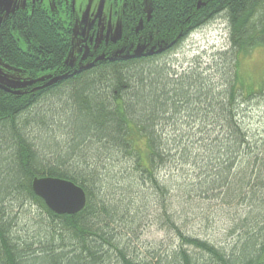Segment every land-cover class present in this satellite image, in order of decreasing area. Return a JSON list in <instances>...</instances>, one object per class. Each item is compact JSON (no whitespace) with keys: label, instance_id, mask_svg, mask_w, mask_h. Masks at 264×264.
Returning <instances> with one entry per match:
<instances>
[{"label":"trees","instance_id":"trees-1","mask_svg":"<svg viewBox=\"0 0 264 264\" xmlns=\"http://www.w3.org/2000/svg\"><path fill=\"white\" fill-rule=\"evenodd\" d=\"M221 14L229 36L213 57L217 63L172 69L173 50ZM135 24L129 20L121 39L102 45L108 58L74 69L61 65L71 26L40 2L1 21L0 58L27 70L33 84L0 88V264H264V81L255 87L238 69L241 54L264 45V0H151L137 33ZM139 44L157 48L138 55ZM56 68L67 75L35 88L38 72ZM185 166L192 172H180L193 181V195L250 207L235 224L246 230L216 246L185 234L171 210L162 215L179 240L176 248L163 258L132 256L127 224L140 219L131 215L138 205L130 195L164 196L165 176L178 177ZM47 176L81 187L84 207L52 212L31 187L34 177ZM28 202L62 227L45 240L22 238L12 206Z\"/></svg>","mask_w":264,"mask_h":264},{"label":"rangeland","instance_id":"rangeland-1","mask_svg":"<svg viewBox=\"0 0 264 264\" xmlns=\"http://www.w3.org/2000/svg\"><path fill=\"white\" fill-rule=\"evenodd\" d=\"M34 2H40L51 14L71 26V46L61 65L74 66L83 63L82 57L89 51L86 43L90 38L94 41V48L101 40L118 37L120 15L125 3L132 5L133 0H0V23L9 12ZM139 2L148 18L151 0ZM140 26L139 21L137 28ZM228 36L229 30L224 16L222 14L215 16L190 34L178 49L173 50L170 59L172 69L177 70V73L183 72L196 62H199L201 67H212L213 63H217V57L215 61L213 57L227 48ZM19 44L25 47L22 39L19 40ZM238 69L245 81L258 87L264 81V45L241 54ZM56 70L57 68L38 72V78L42 80L35 88L40 89L38 87L56 76L58 73ZM0 84L12 90H20L31 86L33 82L27 70L9 65L0 58ZM59 134L56 130L54 135ZM179 166L177 164V168ZM181 170L192 172V168L185 166L176 171L178 177L165 176L167 191L164 196L152 195L151 190L133 194V197L130 195L138 205L132 209L131 215L140 219L137 224L131 223V219L127 224L131 232L125 242L133 247L134 251L130 252L132 256L143 258L149 253L158 255L159 252L163 258L168 250L176 248L179 240L176 233L170 230L169 224L163 222L162 215L166 216L171 210L179 215L180 220L177 224L185 234L202 238L216 246L233 241L246 230L240 226L238 228L235 224L237 219L243 217L249 210L248 205H243L242 202L238 204L236 201L228 208L222 205L218 196L206 198L207 196L193 195L191 193L193 190L189 186L193 181L186 180ZM168 171L167 168H162L160 172L165 174ZM163 204L166 205L167 211L163 209ZM11 217L14 220L15 231L22 238L32 242L38 238L45 240L55 227H62L60 220L50 218L34 202L19 206L15 204L12 206ZM117 227L120 229V223H117ZM33 248L37 247L33 245Z\"/></svg>","mask_w":264,"mask_h":264},{"label":"water","instance_id":"water-1","mask_svg":"<svg viewBox=\"0 0 264 264\" xmlns=\"http://www.w3.org/2000/svg\"><path fill=\"white\" fill-rule=\"evenodd\" d=\"M145 47H137L136 50H143ZM154 48L147 53L154 52ZM163 48H159L161 51ZM140 55V53H138ZM102 56L97 57L100 59ZM93 62L85 65L91 67ZM67 74L52 77L45 84L38 88L46 87L61 80ZM0 88L5 91H13L11 88L0 84ZM35 195L40 197L44 204L55 214H75L79 212L86 203V196L81 187L70 180L57 177H34L31 183Z\"/></svg>","mask_w":264,"mask_h":264},{"label":"flooded vegetation","instance_id":"flooded-vegetation-1","mask_svg":"<svg viewBox=\"0 0 264 264\" xmlns=\"http://www.w3.org/2000/svg\"><path fill=\"white\" fill-rule=\"evenodd\" d=\"M139 7V9H138ZM143 13V14H142ZM140 17H137L136 16H139ZM121 16V20H120V23H119V35L117 38L115 39H107V40H101L99 42H97V45L93 48V45H94V41L92 38L89 39V41L86 43L87 46L89 47V51L86 52V54L82 57V62L83 63H79V64H76L72 67L75 68H79L83 65H87L91 62H93L92 64H94L95 61H98V60H102V59H105V58H108V56L110 55H107V53H109V51L106 53L104 51V49H100L102 47V45H106L107 43H113V42H116L118 41L119 39L122 38L123 36V31H124V25L125 23L127 24L129 22V20H132L133 21H136V24H135V27L132 29L133 33H137L140 29H142L143 27V22H144V19H149V16L148 18L145 16L144 12H143V9H142V6L139 2V0H133L132 2V5H129L127 2L125 3V6L123 8V12H122V15ZM141 18V19H140ZM140 21L141 23V26L139 28L138 27V22ZM128 27V25H127ZM94 38V37H93ZM83 42H84V38H83ZM161 46V45H159ZM136 47H145L143 50L139 51L138 53L140 54H145L149 51V49L151 48H155L156 46L154 45H146V44H139L137 45ZM157 48V47H156ZM158 48H161V47H158ZM154 51H156L155 49H153ZM116 51V50H115ZM120 51V50H118ZM162 51V50H161ZM160 51V52H161ZM169 50H164L162 51L161 53L163 55H165L164 53L167 52ZM84 52V50H82V53ZM113 52V51H112ZM136 52V51H135ZM114 53V52H113ZM159 53V54H161ZM80 55V54H79ZM82 55V54H81ZM99 56H102L100 59H96L97 57ZM68 67V66H67ZM66 74V71L63 72V73H60V74H56V76H59V75H62V74ZM54 76V77H56Z\"/></svg>","mask_w":264,"mask_h":264}]
</instances>
